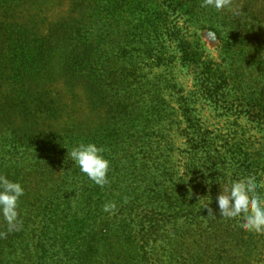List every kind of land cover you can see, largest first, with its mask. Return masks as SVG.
I'll list each match as a JSON object with an SVG mask.
<instances>
[{"label":"trees","instance_id":"16d2710c","mask_svg":"<svg viewBox=\"0 0 264 264\" xmlns=\"http://www.w3.org/2000/svg\"><path fill=\"white\" fill-rule=\"evenodd\" d=\"M57 6L65 15L53 19L49 14ZM204 30L219 41V62L208 61L199 39L188 35ZM170 44L194 76L187 95L165 76L152 75L153 69H170ZM60 81L73 95L72 86L82 82L87 106L110 113L95 128H56L54 85ZM200 100L264 127V0H227L221 9L206 0H0V125L7 126L0 128L2 151L10 154L39 136L30 123L41 108L49 111L48 144L91 142L105 154L126 142L163 138V122L175 120L184 125L191 156L200 154L221 171L256 175L264 161L243 153L238 158L226 145L217 149L197 118ZM118 227L105 241L122 237L124 225ZM203 254L204 240L193 242L192 264H204ZM225 255L223 250L216 257L219 264Z\"/></svg>","mask_w":264,"mask_h":264},{"label":"rangeland","instance_id":"374dc122","mask_svg":"<svg viewBox=\"0 0 264 264\" xmlns=\"http://www.w3.org/2000/svg\"><path fill=\"white\" fill-rule=\"evenodd\" d=\"M49 15L57 19L65 12L57 6ZM188 35L199 39L208 61H220V44L212 31ZM169 47L175 56L170 69H153L152 75L165 76L187 95L194 91V76L181 65L173 45ZM143 60L136 61L140 65ZM76 83L74 95L61 81L54 85L59 96V112L52 120L56 128H95L110 113L89 108L82 82ZM196 109L217 149L226 145L238 158L243 153L256 163L264 161L263 126L244 116H229L201 100ZM48 114L41 108L39 119L30 123L38 137L17 144L10 154L0 149V175L24 188L18 227L9 231L0 216V264H192L191 246L198 240H204V264H219L216 257L223 250L226 262L221 264H230V259L235 264H264V233L244 232L236 220L219 218L216 204L220 185L222 190L230 181L252 175L221 171L200 154L191 156L184 125L164 121L163 138L134 140L112 146L108 154L104 151L110 171L108 183L101 187L67 158V151L75 146L47 143ZM259 167L252 177L264 183V163ZM106 204L115 207L105 212ZM207 204L217 211V218L208 216ZM199 223L205 231L198 230ZM118 224L124 225L122 237L105 241V234L119 229Z\"/></svg>","mask_w":264,"mask_h":264},{"label":"clouds","instance_id":"9594fccd","mask_svg":"<svg viewBox=\"0 0 264 264\" xmlns=\"http://www.w3.org/2000/svg\"><path fill=\"white\" fill-rule=\"evenodd\" d=\"M227 0H206L207 5L221 9ZM105 149L95 143H79L71 151H67L79 171L96 185L103 187L108 183L110 161L104 155ZM264 183L255 177L248 176L232 180L223 186L216 197L219 218L236 220L237 227L244 232L264 233ZM24 195L23 186L16 181L0 175V216L9 226V231L19 225L18 202ZM209 204V203H208ZM207 208L208 216L217 218V211ZM114 205L106 204L104 211L108 212Z\"/></svg>","mask_w":264,"mask_h":264}]
</instances>
